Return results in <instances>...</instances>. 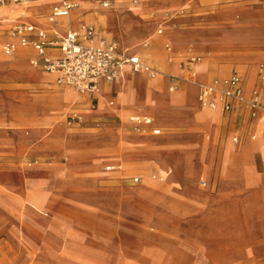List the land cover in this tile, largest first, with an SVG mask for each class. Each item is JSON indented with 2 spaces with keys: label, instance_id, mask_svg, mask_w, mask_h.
Instances as JSON below:
<instances>
[{
  "label": "rangeland",
  "instance_id": "rangeland-1",
  "mask_svg": "<svg viewBox=\"0 0 264 264\" xmlns=\"http://www.w3.org/2000/svg\"><path fill=\"white\" fill-rule=\"evenodd\" d=\"M157 1L98 0L91 6L81 4L84 11L88 10L85 14L89 16V19L83 22L86 27H92L94 31L103 30V24L95 23L93 19L97 20L96 12L104 11L105 14H99V17L100 20L102 16L105 17L103 19L105 32L111 35V39L116 41L120 49L128 54L137 51L135 55H138L156 71L153 76H148L145 71H135L132 74V71L128 70L115 78L114 87L117 96L114 103L116 105L150 104L149 95L145 98L141 97L144 87L164 97L170 94V96L180 95L175 93H181L184 89L182 84L187 81H190L189 88H193L196 96L198 85L205 83L207 79V72L209 76L206 83L215 86H217V80L224 82L234 72H237L244 80L250 69L253 73V83L252 79L249 80L248 90L259 80L258 73L264 71V55H252L251 52H245L242 48L233 47L238 46L239 42L250 33L249 29L240 28L233 35L223 40L220 38L217 49L226 52H211L210 54H207V46L203 44V41L188 40V44L181 51L179 47L173 45L177 43L174 38L171 39L172 47L166 37L161 42L154 40L157 36H164L167 30L175 29V25L193 26L187 28L188 31L179 29L182 36L200 35L208 28L211 33H214L218 29L214 25L221 21L232 26L237 23L241 19L239 11L231 13L225 11L222 14L221 0H182L171 9L159 4L155 5L154 10L165 9L157 12L150 8ZM262 1L264 0H255L254 4L259 5ZM103 2H108V6L102 7ZM79 8L78 3V7L73 12H78ZM44 11H46L45 1L0 5V14L5 15L1 18L5 21L0 25V32L13 36L12 25L14 23L25 21L31 23V12L43 13ZM137 11L141 18L153 23L156 20V22L151 28L146 26L148 30L142 36L132 42H127L131 24L123 16L134 13L135 18L139 19ZM109 13L114 16L115 21L106 19ZM72 15L65 19L71 21ZM236 15L240 16L235 18ZM44 16L46 19L47 15ZM141 18L140 21L147 25L148 22ZM57 24L58 22H54L51 25L56 26ZM159 28L162 29L161 34H157ZM147 36L151 47L149 50H144L142 45L147 40L145 38ZM7 41L14 42L6 37L0 39L1 43ZM163 44H168V48L161 50ZM244 47L252 50L257 45L247 40ZM176 50H180L181 54L177 55ZM183 52L189 58L184 57L179 60ZM227 52L241 55H230ZM195 55L198 56L194 60L190 59ZM3 57L29 65V58L19 55V52ZM169 57H171L169 63L173 72L179 64L182 68L193 65L192 72L190 68L183 75L170 73L167 70ZM34 69L40 70L39 68ZM112 85L113 81L107 84L104 91L99 88L93 95L86 97L77 95L73 91L67 92L60 87L54 88L70 98L67 107L54 123L63 130L65 137L72 144V152L67 150L63 152L64 155L42 156L28 149L14 154L0 151V163L2 165L10 163L14 167V169L0 170V256L6 252L9 256H13V258L8 257L5 264H34L35 259L42 260L44 264H179L175 262L176 257L158 258V250H172L176 247L189 250L191 247L188 244L191 241L197 242L203 239L207 219L214 206L211 194L217 190L221 160L225 150L231 158L247 137L243 147H249L252 141L254 143L258 141L257 143L261 144V139L257 138H264L262 126L259 128L257 124L254 129L259 128L257 131H244L241 129L240 120L237 119L229 129L224 119H221L220 113L208 108H204V111L218 113L212 130L179 120L171 126L169 124L160 126L161 131L158 135H154L150 129L132 128L126 119L129 114L135 113L132 111L123 117L118 114L105 115L100 118L86 116L85 113L88 114L98 107L102 98H109L116 94ZM51 90L52 85L46 79L0 80V94L15 96L19 99L49 94L52 93ZM185 95L182 94L184 97ZM93 97H96V100H93ZM193 100L191 96V102L186 101V106H192L193 103L195 105ZM106 105L111 106L109 103ZM131 107V109L135 108ZM99 111L102 110L99 109ZM104 111L112 112L109 108ZM197 120L203 122L205 126H208L210 121V119ZM33 127H43L46 130L50 128L42 120L31 123L28 119H13L8 123H0V130H5V134L16 132L15 142H21L24 146L36 142V136L29 138L26 134ZM193 128L197 130L203 143L210 142L213 147L211 171L214 187L212 192L208 187L201 188V185L197 184L198 180L209 179V175L198 169L191 159L184 160V164L178 169L167 168L168 173L159 172L158 166L152 161H133V155L140 153L137 152L138 150L142 152L149 150L148 146L136 143L138 140L135 137L141 135L157 137L167 131L184 132ZM106 131L113 137L109 145H99L90 138L91 135ZM234 135L238 136L236 144L232 142ZM252 135L256 136V140H252ZM43 141L45 142L46 139H42L41 142ZM172 145L158 143L155 149H169L173 148ZM252 159L256 174L264 175V163L258 150L253 152ZM245 164H242V167L245 168L243 170H247L246 180L250 185L251 173L248 172L249 169ZM107 166L110 168L107 169ZM64 168L67 173L64 172ZM169 171L179 172L182 179L194 188L195 193L200 195L202 202L198 209L199 213L186 209L185 205L176 207L169 202L173 194H165L167 193L166 188L162 186L160 179L163 178L168 185L178 184L181 181L178 176ZM64 176L69 177V180H63ZM136 176L139 180L135 182L133 179ZM147 193L150 194L147 195L148 197L145 196L144 200V195ZM159 197L163 199L159 201ZM82 199H86L87 202L78 201ZM226 199V195L221 194V198L218 196L215 200L217 207L206 233V243L212 248L207 256L212 264L216 263V255L221 260V254L227 259L226 262L224 261L225 264H232L234 260L244 257V247L252 243L246 222L240 215L239 206L227 205L224 203ZM220 200L221 208L218 206ZM187 204L196 205L197 202L188 200ZM181 207L185 208L183 209L185 213L193 212L197 219H185L186 225L179 232H175L176 240L171 244L166 239L167 235H164L166 232H163L164 227L157 218L169 224L178 225L181 220L176 213L182 211ZM260 209V204L256 205L255 211ZM99 215H104L105 218ZM88 230H90L88 239L90 242L95 241L96 246L91 245V247L89 241L87 243L82 239V234L87 233ZM262 236L264 237V221ZM76 238L78 240H75ZM161 238L165 243L161 241ZM4 239L11 247V252L8 251L9 247ZM116 241L120 247L125 248L121 250V253L113 246ZM245 260L246 264H253L252 258L245 256ZM219 263L221 264V261Z\"/></svg>",
  "mask_w": 264,
  "mask_h": 264
},
{
  "label": "crops",
  "instance_id": "crops-1",
  "mask_svg": "<svg viewBox=\"0 0 264 264\" xmlns=\"http://www.w3.org/2000/svg\"><path fill=\"white\" fill-rule=\"evenodd\" d=\"M46 2V11L43 13H35L31 12V23L28 21L25 22H16L12 25V31L14 27L18 24H23L27 26H31L32 30L25 33V36L28 40H36L39 38L40 34L46 35L48 39H53L56 34H63L68 30H79L81 25H85L83 22L87 21L89 16H87L85 13L88 10L84 11V7L81 6V4L84 6H91L94 3H96L93 0H80L79 1V11L74 13L72 10L68 15L66 16H59L55 17L53 19H50L51 15V9L53 4L57 3L53 0H44ZM182 0H158L150 8L154 10L155 5H161L166 7L167 9L174 8L179 2ZM255 0H221V12L222 14L227 11V13H231L234 11H239L241 13V19L237 21L233 26L228 24L225 21H221V23H218L214 26H217L218 28L216 32L211 33L210 29L208 28L207 31H205L203 34L196 36H190L185 35L182 36L179 33V29L187 30V28H192V25L184 24V25H175V29H171L172 31L167 30V32L164 34V36H157L158 39H154L156 42H161L163 38H168L169 42H172L171 39H175L177 43H174L173 45L175 47H179L181 51H183L184 46L188 44V40L195 39L196 41H203L208 51L207 54H210L211 52H226L221 51L217 49V45L219 43V40H223L224 38L229 37L230 35H233L235 31L238 29H249L250 33L244 37V39L239 42L240 44L238 46L234 45V48H242L245 52H251L252 55H264V1H262L259 5L254 4ZM32 2H40V1H32ZM103 3H106L107 5L104 6ZM102 7H107L108 2H103ZM11 5V4H8ZM129 8V7H128ZM127 8V9H128ZM120 9V8H115ZM166 9V10H167ZM123 10V9H121ZM165 10V9H162ZM162 10H154L157 12H161ZM73 12V13H72ZM103 12H96L95 15H97V20L93 21L95 23L101 22L103 24V30H96L93 33V40L95 43L99 42L100 40H106L107 42L115 43L117 47V42L113 41L111 39V35L105 32V26H104V20L102 16V20H100L99 14H103ZM47 15V18L45 19L44 15ZM73 14V15H72ZM105 14V13H104ZM127 14V13H123ZM221 14V15H222ZM72 15L71 21L66 20L65 17ZM94 15V16H95ZM3 16L0 14V25L3 24L5 20L1 19ZM137 16L139 17V21L141 16H139L137 11ZM240 15H236L235 18H238ZM145 20V18H141ZM47 20V21H45ZM155 20V19H152ZM147 25L143 23V26H147L151 28L152 24L154 26L156 20L154 23L149 20H145ZM144 21V22H145ZM54 22H58L56 26L51 25ZM152 26V27H153ZM162 29H157V34H161ZM12 35H4L2 32H0V39L3 37H6L8 39L14 40V42L7 41L6 43L0 42V80L1 79H14V80H21V79H30V80H45L47 82H50L52 85V93L41 95V96H33L28 98H16L15 96L11 95H1L0 94V123H8L11 122L13 119H28L31 123L37 122L42 120L44 124L49 125L50 128L47 130L43 127H33L32 129H29L28 132H26L27 136L29 138H34L36 136V142L29 143L27 146H24L21 142H15V137L17 133L15 134H5V130H0V151L14 154L23 151L24 149H28L31 152H33L36 155H42V156H49V155H64V151H70L72 152V144L68 141L67 137H65L63 130L56 126L55 119H58L60 115L62 114L63 110L67 107V104L70 100V98H67L58 89H54L55 87H60L64 89L67 92L73 91L75 94L86 97L88 95H93V93H79L77 92L72 86L65 85V84H58L56 82V76L52 73H48L44 70H42L39 66L33 64L31 61L37 57L36 49L31 45H21L20 44V37L14 33ZM109 39H107V38ZM16 38V39H15ZM17 40V41H15ZM150 39H147L143 42V48L144 50H149L151 47V44L149 43ZM249 40L250 42H254L257 47L255 49H246L244 47V43ZM80 41H82L80 39ZM7 44H15V50L11 54H4L2 52L3 46ZM165 48H168V44L161 45V50H164ZM138 49V48H137ZM176 50V54L180 55L181 51ZM118 51V49H117ZM19 52V55L25 56L29 58V65L24 63H18L12 60L8 57V55H13L15 53ZM119 52V51H118ZM137 52V51H136ZM132 54H126L123 56L130 57V56H137L139 61L148 66L144 60H142L138 55H135V53ZM46 53L50 56H56L59 54V49L54 46H48L46 47ZM203 54V55H207ZM227 54H240V53H228ZM241 55V54H240ZM198 55L193 56L190 59H195ZM243 56V55H242ZM187 57V55L182 54L181 57H179V60L181 58ZM170 58H168L167 61V70L170 73L174 74H184L186 70L192 67H185L182 68L179 64L178 67H175V72L172 71V67L170 65ZM189 58V57H187ZM198 62V61H197ZM180 63V61H179ZM204 63V62H202ZM131 71L132 74L135 72L130 64L126 63ZM206 65V63H205ZM150 67V66H148ZM39 68L40 70L34 69ZM153 69L152 67H150ZM125 70L124 72H127L128 70ZM154 70V69H153ZM205 70L207 72V66L205 67ZM123 72V73H124ZM148 76L150 75L147 71H145ZM122 73V74H123ZM238 74L237 72H234ZM47 74V75H46ZM233 74V73H232ZM231 74V75H232ZM252 69H250L247 73V77L243 80L241 78V84L243 88L244 95L248 97L250 95V92L253 89H258L261 96L264 97V81L260 78V72L259 74V80L255 82L253 85H251L250 89L248 90L249 80L252 79ZM230 75V76H231ZM208 72H207V79L208 80ZM114 80H102L100 82V89L101 91H104L107 87V84L109 82L113 81V88L114 87ZM143 80V79H142ZM205 81V83H206ZM189 82H183V91L181 93H175L180 94L176 96H170L166 95L161 96L158 94H155L148 90L146 87H144L142 91L141 97H146L149 95V98L151 100L150 104L147 103H136V104H127V105H116L114 103V100L117 96V91L115 90L116 94L109 97V98H102L100 102L98 103V107L95 109H91L92 111L90 113H85L88 117H97L100 118L105 115L110 114H118L120 116H125L129 111L135 112L131 113L127 116V121L129 122L130 126L132 128L136 129H150L151 132L154 135L160 134V126H165L167 124L174 125L179 120H185L187 123H190L191 125H197L202 128H208L210 130L213 129L214 124L216 122V119L218 118L217 112L212 111L213 113H207L204 111L205 109L200 107L198 103V94L200 90V85L205 84H199L198 90L196 87V96L194 94L193 88H189ZM218 87H223L224 82L222 80L216 81ZM253 83V79H252ZM195 84V83H194ZM207 84V83H206ZM173 89V88H172ZM138 90V89H137ZM190 93L193 96V101H195V105L192 106H186L187 100L186 97L190 96ZM182 94H186L185 97L182 96ZM190 96V97H191ZM93 100H96V97H93ZM92 102V101H91ZM97 103V102H96ZM107 103L111 104V106L107 107ZM134 106L135 108L131 109ZM109 108L110 111H104ZM102 110V111H99ZM210 109V108H208ZM88 110V109H87ZM85 110V112L87 111ZM141 110V111H136ZM217 110L220 115L221 119H224L227 126H232V123L235 122L237 119L240 120L241 123V129L244 131H257L260 126H262L263 134H264V123L259 119L258 113H254L252 109L244 105L243 103L235 102L233 103L232 109L228 112L222 111L221 109H212ZM133 117H139V118H149L151 122L149 124L140 122H134L131 120ZM197 119H210L209 125L205 126V124ZM100 120V119H99ZM257 124L259 125V128L257 130H254L257 127ZM154 129H159V133H154ZM37 130H39V133H37ZM210 139V136H208ZM93 141L97 142L99 145H109L112 143L113 137L111 134H109L108 131L100 134L91 135L90 137ZM137 138V142L141 145L148 146L147 152L137 151L140 152L139 154L133 155V161L134 162H140V161H152L154 162L158 168L159 172L168 173L167 168L175 167V169L180 168L184 164V160L191 159L194 163V165L200 169L203 172L208 173L207 179H201L206 181V185L202 186L200 184V180H198V185H201L200 187H208L210 192H212V188L214 187V183L212 182V171H211V164H212V156H213V147L210 142H207L206 144L201 141V137L199 136V133L196 129H190L188 131L180 132V131H167L164 132L161 136L153 137L150 135H141L135 137ZM252 140L256 138L255 135L251 136ZM42 139H46V141L41 142ZM248 139V137L244 140V142L241 144L237 152L233 155V157H229V154L225 150L222 160H221V173L219 175L218 181H217V190L215 193L212 192V198L215 202L217 197L219 196L221 198L222 195H226L227 199L224 203H227V205H237L240 208V212L243 217V219L246 222V226L248 229V234L252 237V243L248 246H245L243 253L245 254L244 257L241 259H236L232 262V264H246L245 256H248L252 258L253 264H264V237L263 235V221H264V175L259 176L255 172V166L254 161L252 159V154L255 150H258L260 152L262 161L264 163V158L262 155V150H264V138L260 137L257 139H261V145L260 147L256 148L254 144H260V143H254L253 141L250 143L249 147H243L245 141ZM256 140V139H255ZM19 141V139H18ZM232 142L236 144L238 142V136L234 135L232 136ZM170 144L173 148L169 149H155L156 144ZM195 152H198L197 154ZM246 163L245 165L248 167V172H250V185H248L246 180V171L243 170L245 168L242 167V164ZM14 169L12 165H2L0 163V170L3 169ZM107 169L110 168V166L106 167ZM64 172L65 168H64ZM67 173V172H66ZM169 173L174 174L178 176L181 181L178 184H172L168 185V183H165V181L160 179L161 184L163 187L166 188L165 194H173L172 198L169 199V202L176 207L178 205H182L186 207V209H191L193 212H198V209L201 207L202 200L199 197L197 193H195L194 188L186 183L179 172H171ZM47 180V179H46ZM63 180H69V177L64 176ZM135 182L139 180V177L136 176L133 179ZM213 183V184H212ZM150 192V191H149ZM150 194V193H149ZM148 193L144 195H149ZM148 197V196H147ZM165 198V196H164ZM163 198L159 197V201ZM188 200H194L197 202L195 205H189L187 204ZM201 200V201H200ZM214 204L213 210L211 214L209 215V218L207 219L206 223V230L204 233V237L201 241H191L188 245H190V249L186 250L182 247H176L172 250H158V258H165L168 259L170 257H176L175 262H178L179 264H212L210 259L208 258L207 254L210 249H212L209 245H207L206 241V233L208 230V227L210 226V222L212 219V216L215 213V208L217 207V204ZM208 203V202H207ZM260 204L261 209L258 211H255L256 205ZM219 208H221V200L218 203ZM146 208V207H145ZM182 211L179 213H176L179 215L180 218V224L178 225H172L169 224L159 218L158 222H160L164 229L163 232H166L164 235L168 241L172 244L175 240V232L180 231L186 223L184 222L185 219H197L193 212H186L183 211V207L180 208ZM259 209V208H258ZM199 213V212H198ZM193 214V215H190ZM156 219V218H155ZM197 225V224H195ZM167 227V228H166ZM166 229V230H165ZM89 232L83 233L82 236L84 240L89 245H95L96 243L90 242L89 238ZM169 235V236H168ZM114 237V235H113ZM163 240V238H161ZM75 240H78L76 238ZM5 244L6 239H4ZM165 243V242H164ZM8 246V245H7ZM115 248L120 251L125 249L123 247H120V244L116 241L114 243ZM92 247V246H91ZM240 250L242 248H239ZM230 253V252H229ZM8 255V253L6 252ZM127 255V254H126ZM231 255V254H228ZM10 258H13V256H9Z\"/></svg>",
  "mask_w": 264,
  "mask_h": 264
},
{
  "label": "built area",
  "instance_id": "built-area-1",
  "mask_svg": "<svg viewBox=\"0 0 264 264\" xmlns=\"http://www.w3.org/2000/svg\"><path fill=\"white\" fill-rule=\"evenodd\" d=\"M26 1L44 0H0V5L18 4ZM50 19L59 16H66L78 7L79 0H53ZM106 6V3H103ZM32 27L18 24L14 27L13 33L20 37V44H31L37 52V57L31 62L42 70L56 76L58 84L72 86L79 93H92L100 87L102 80H113L117 74L120 63H128L133 70H144L150 75L155 70L142 64L137 56L126 57L117 51L115 43L100 40L95 43L92 36V27H82L79 30H68L63 34H56L53 39L40 34L36 40H28L25 33L31 31ZM80 39L82 41H80ZM54 46L59 49V54L50 56L46 53V47ZM15 50V44L3 46L4 54H11ZM260 78L264 81V71H260ZM243 103L254 113H258L259 119L264 123V97L258 89H253L246 97L243 92L241 78L233 73L224 81L223 87L211 84L200 85L198 103L202 108L221 109L228 112L232 109L233 103ZM134 122L149 124V118L133 117ZM159 133V129H154ZM202 186L206 185L205 180H200Z\"/></svg>",
  "mask_w": 264,
  "mask_h": 264
},
{
  "label": "bare ground",
  "instance_id": "bare-ground-1",
  "mask_svg": "<svg viewBox=\"0 0 264 264\" xmlns=\"http://www.w3.org/2000/svg\"><path fill=\"white\" fill-rule=\"evenodd\" d=\"M80 1V0H79ZM78 1V2H79ZM27 2V1H26ZM25 3V2H24ZM113 12V11H112ZM113 15H114V12H113ZM111 13H109L107 16H106V19L108 20V21H111V20H113V16ZM124 18L126 17L127 19H128V21H129V23L131 24V26H130V32H129V40L127 41V42H132L133 40H135L137 37H140V36H142L144 33H146V30H148L147 29V27L146 26H143L144 24L142 23V21H139V19H136L135 18V15H134V13H130V14H127V15H125V16H123ZM103 19H105V17H103ZM113 21H115V20H113ZM117 21V20H116ZM82 27H85V25H81ZM146 39L148 38V36L147 37H145ZM145 40V39H144ZM143 40V41H144ZM117 49H118V51H119V53L121 54V55H126V54H128L127 52H125V51H123L122 49H120V47L117 45ZM127 69H130V67L126 64V63H120V66H119V68H118V70H117V74H116V76H115V78H117L121 73H123L125 70H127ZM131 70V69H130ZM138 71H144V70H138ZM137 71V72H138ZM218 87V86H217ZM99 90V88H97L94 92H97ZM94 92H92V93H94ZM186 100H187V102H191V97L190 96H187L186 97ZM194 104V103H193ZM256 142V141H255ZM258 142V141H257ZM260 145L261 144H255V147L256 148H258V147H260ZM262 155H263V158H264V150H262ZM70 198H73L72 196H69ZM75 200V199H74ZM62 201H64V200H62ZM75 201H77V200H75ZM78 201H82V202H87L86 201V199H82V200H78ZM79 203V202H78ZM71 207V206H70ZM74 208V207H73ZM91 213V212H90ZM95 216V215H94ZM99 216H101V217H104L105 218V216L104 215H99ZM9 247V249H8V251H10L11 252V247L10 246H8ZM39 248V247H38ZM34 251V250H33ZM224 252V251H223ZM229 252V251H228ZM225 253V252H224ZM217 257H216V263L215 264H220L219 262L221 261V264H225V262L227 261V259H226V257H225V255H222L221 254V260H220V257L218 256V255H216ZM230 256V255H229ZM22 258H23V256H22ZM8 259V255L6 254V253H4L3 255H1L0 256V264H5V262H6V260ZM230 259V258H229ZM19 260V259H18ZM225 261V262H224ZM229 261V260H228ZM230 261H232L231 259H230ZM15 262V261H14ZM34 264H44V262L42 261V260H39V259H35V261H34ZM227 264V263H226Z\"/></svg>",
  "mask_w": 264,
  "mask_h": 264
}]
</instances>
